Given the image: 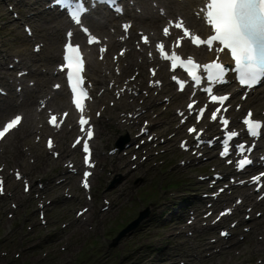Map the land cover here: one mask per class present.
<instances>
[{
    "label": "rangeland",
    "instance_id": "1",
    "mask_svg": "<svg viewBox=\"0 0 264 264\" xmlns=\"http://www.w3.org/2000/svg\"><path fill=\"white\" fill-rule=\"evenodd\" d=\"M18 1L0 0V63H3L0 68V104L6 100L19 103L25 99L22 95L24 86H32L39 79L37 75L25 76L18 91L17 83L10 82V78L13 80L18 74V68H10L14 59L25 56L30 67L39 71L54 69L60 59L61 29L57 32L60 36L58 40L55 39V30L50 29L53 37H29L24 31L25 25L33 31L39 25V33L47 35V29L54 26L49 21L52 12L46 11L38 0H29L37 3L21 14L16 6ZM146 3L150 4L151 1ZM156 4L153 2V7ZM38 11H42V14L37 15ZM141 11L139 8L137 13ZM29 17L31 21H27ZM115 24L118 27V22L114 21L112 31L117 28ZM134 25L140 26L138 23ZM136 26L133 40L137 42L139 34ZM35 42L41 45L39 52L33 50ZM53 48L58 58L49 64L44 59ZM118 48L115 46L109 54ZM141 60L142 57L135 62L139 64ZM147 65H143L144 78L140 66H133L124 78L139 71V85L144 86L145 90L148 88ZM46 81V87L51 89L53 80ZM2 89L7 95L1 94ZM60 91L67 96L64 88ZM167 91L161 96H156L157 91L143 92V97L126 102V107L129 104L128 110L139 106L133 104L144 105L142 113L147 110L148 118L158 123L151 132L160 134L159 138L151 142L148 150L146 147L136 148L140 141L133 140V134L138 125L132 133L122 119L127 112L121 113V109L111 106L110 97L97 106L102 116L98 119L99 132L94 144L98 166L91 181L92 202H89L90 194L86 192H81L83 201L77 200L80 171L79 174L70 172L69 161L75 158L81 161V153L77 150L71 157H66L58 145L55 150L59 151V157L54 158L44 144L45 137L50 134L45 127L44 111L36 118L34 130H29L30 124L24 120L22 126L0 146V166L4 167L1 174L6 178V192L0 194V264H264V200L253 206L252 200L244 199L235 216L223 220L221 227L205 226L204 219H192L195 212L202 217L211 209L209 200L202 196L211 183L200 181L199 176L208 175L211 181L213 169L226 172L231 168L219 161L213 151L205 158L196 160L191 153L179 149L178 141L185 137V127L182 130L177 128L174 110L184 105L187 94L180 103L173 101L168 104L166 97L171 96L173 90ZM148 94L149 97H146ZM160 102H166L165 106ZM37 103L36 96H33L29 108L34 110ZM263 105L262 100L249 101L248 104L255 112ZM19 111L24 114L26 110H7L4 119H0V125ZM171 117L175 118L173 122ZM73 135L66 137V149H69ZM169 136L172 138L168 139ZM54 138L57 141L55 135ZM161 139H165V142H161ZM156 144L159 146L155 147ZM126 146L131 150L127 155L124 151ZM112 148L118 150L109 152ZM73 164L76 166V160ZM67 169L66 174L61 173ZM14 170L22 172V179L29 183V191L24 190V180L14 179ZM226 173L224 183H230L229 177L237 180L234 173ZM67 176L74 178L71 183L68 179L60 190L53 188ZM229 191L222 197L227 201L226 205L231 206L235 198L243 192L250 193L251 189L233 188V195ZM255 196L252 195L253 200ZM222 205L217 206L208 220H212L216 212L226 206ZM251 206L253 211H247L246 208ZM85 207L89 208L88 212L77 216V212ZM148 210L149 214L137 228L121 238L117 246L110 247L122 228ZM256 211H261L262 216L257 218ZM41 212L44 216H41ZM233 221L239 224L232 230L230 223ZM220 228L234 231V237H220ZM194 251L200 253L199 259L194 258Z\"/></svg>",
    "mask_w": 264,
    "mask_h": 264
},
{
    "label": "bare ground",
    "instance_id": "2",
    "mask_svg": "<svg viewBox=\"0 0 264 264\" xmlns=\"http://www.w3.org/2000/svg\"><path fill=\"white\" fill-rule=\"evenodd\" d=\"M133 1H135L134 10H136L137 8H140V9H142V12L140 14H138L135 12H129L128 11L124 16L121 17V18H123L122 21H133V23H138V25L141 26L140 29H147V31H151V32L154 31V33L150 35L151 37L156 36V35L159 36L160 26L166 22L167 18L174 17L176 15L184 16L186 18L187 22L189 23V25L192 28H194L196 31H202L203 29H206V27L203 26V24L201 22H199L198 20H196L197 18H195L193 16V11L197 10L198 6L201 5V0H181V1H178V0H150L151 1L150 4L146 3V1H148V0H133ZM153 2L157 3L158 8H164L165 9L166 16L160 15L159 10L155 9L153 7ZM36 3H37V1L29 2V0H20V1H18L16 6L20 10L21 14H23L25 12L26 8L34 7ZM48 12H50V11H48ZM36 14L41 15L42 11H38ZM124 17H126V18H124ZM30 18L31 17L26 18L27 21H31ZM44 20L47 22L50 21V23H53L54 26L49 27V30L47 29V35L40 34L39 31H41V30L39 29V25L36 26V28H34L33 37L34 36L35 37H42L41 35H44L46 37L48 35H50L51 37H53L52 33L50 32V29H51V30H55V32H56L55 39L58 40V39H60V36H59V34H57V32L61 29L62 30V37H61L60 41L63 42L65 39L64 38L65 37V30L70 25V22L67 20V18L64 15L62 17L61 14L52 12L51 19L48 21V19H46L44 17ZM115 20H117V19L116 18L113 19V16L111 14H109L107 11L98 10V9L92 11L87 18V22L90 24L91 28L93 29V31L95 33H97L102 38H106V37L109 38V41L107 42L109 45V49L113 48L114 46H118V45H120V47H122V48H123V46H126L127 48L130 47L129 49H127L124 56H122L118 59L119 64H118L117 68L120 71V75H116V74H113L111 72L107 73V71L110 70V66L113 65L112 60L109 59L110 55H108V54L104 55L105 61L101 62L97 59L98 54H96V58H94L92 50L89 51V49L87 48V53H88L87 75L89 76L90 80L93 82V84L95 85V87L97 89H101L102 87H106V90L103 92V97L111 96L112 91L109 89L108 82H113L114 86H119V83L123 84L125 80H123L122 75L125 74L126 72H128L133 66H137V65L141 66V68H142L141 76L144 78L146 74H145L144 69H143V64L149 63V60L146 57L143 58L142 63H140V64L136 63L135 62L136 59L138 60V59H140V57H142L141 52L140 51L136 52L135 50H133V47L131 46V44L129 43L128 40H126L124 42L117 40L116 35L119 37V36H123V34H124L121 30L120 25H119L118 29L115 28L116 29V31L114 32L115 34L109 33V31H111V29L114 28V21ZM130 32L131 33L133 32L132 27H131ZM144 33H147V32H144ZM53 40L54 39H52V41ZM75 40L80 41V38L78 35L75 36ZM49 41L51 42L50 38H49ZM37 43L38 42H35L33 44V47ZM104 44H105V42L103 41L102 45H104ZM55 50L56 49L53 48L51 50V52L50 51L48 52L50 55L44 59L47 63L50 64L52 62V60H54V61L57 60L58 57L55 54ZM181 51L184 54H192V55L200 58L199 54L203 51V49L202 48H200V49H189L187 47V45H184L182 47ZM212 56H213V54L208 53L206 55V57H204V60L205 59H211ZM16 58H18V57H16ZM123 61H126V63ZM156 63L161 64L160 62H156ZM2 64L3 63H0V68H1ZM114 64L116 65V63H114ZM13 68H18L16 73H18V72L23 73V76H21V77H18L16 74V76H14L13 80L10 78V82L13 81V82L17 83L16 87L21 86L24 83L25 76H27V75H30V74L33 76L37 75L39 79H36V81L34 82V84L32 86H29V85L24 86L25 92L22 95L25 96V99H22L19 103L15 102L13 100H6V101H4V103L0 104V119L1 118L4 119V117L6 116L5 112L7 110H10L11 108H18V109L22 108L23 110H26L24 115L26 117L25 119L30 124L31 128H29V130H34L36 118H38L39 114H40L39 113L40 112L39 107L42 108L43 105L45 106V108L43 109L44 113H46V111L49 109H52L55 112H61V111H65L69 107V99L67 100L64 92H61L60 90L54 91L52 88L48 89L46 87L47 86L46 85L47 79L49 81L53 80L52 86L55 83L60 82V80H61V75L59 73H57L54 69H52V70L46 69V70H41V71H39L38 69H33L30 67L29 62L25 56H21V59L20 58L17 60L14 59ZM166 73H168L167 70H165L164 67L161 65L159 67V71H158L157 75H158V78L165 81V86L168 87L167 86ZM42 76L45 79L40 78ZM104 80H107L106 86L104 85ZM127 84H128L127 86H129V88L126 92H128L129 89L136 90V88H134V84H135L134 82L128 81ZM121 87L122 86H119V88H121ZM163 91L168 92L166 90H162V92ZM97 92H98V90L95 93L93 92V94L95 96L94 102H97L99 100V98L97 96ZM260 92L261 91H259L258 89L252 91L249 98H247V100L245 101V104H248L249 101L255 102V101L262 100V98L260 96ZM185 94H186V91H184L182 94L175 92L171 98L174 102L178 103L179 101L180 102L183 101ZM18 96H20V95H18ZM33 96H36V102H38L37 103L38 108L35 107L34 110H32V108H29V102ZM127 98H130V96H128V94L125 95V99L117 101L118 107H123L124 105H126L125 101H127ZM91 106L93 107V103L91 104ZM61 107H63V109L59 110ZM136 112H137V110L135 109L134 113H136ZM171 118H172L171 122H173L175 120V118L174 117H171ZM94 121L96 123H99L98 119H96L95 116H94ZM37 122L39 123V121H37ZM156 123L157 122H155L154 125H156ZM70 128H72V131L74 130V126L67 125L66 129H68L70 131ZM68 130H65L63 128L60 132L56 133V139H57L56 145H60V147H62L61 152L63 155H65L66 157H71L74 153H76V149H71V148L66 149L64 146V143H65L64 141H65L66 136H67L66 134L69 133ZM14 132L10 133V135L13 134ZM51 132H53V130H51ZM5 138L3 139V141L5 140ZM17 151L19 152V148L17 149ZM19 153L22 155L21 152H19ZM72 161L73 160H71L69 162L71 163ZM67 171H68V169L66 171H61V173L66 174ZM229 172H232V171L229 170ZM73 179L74 178L67 176L66 179H63V181L61 183L53 186V188L60 190L62 187L65 186L67 180L69 183H71L73 181ZM47 190H49V188H47ZM78 190H79V193L76 194V198L78 201L81 202V201H83V198L81 196V192H84V190L80 186H79ZM243 196L245 199L249 200V199H251L252 194L243 192ZM240 197H242V196L240 195ZM253 204H257V202L254 201ZM238 209H239V207H238ZM84 214H82V215H84ZM193 254H194L195 259H199L200 253L194 251Z\"/></svg>",
    "mask_w": 264,
    "mask_h": 264
},
{
    "label": "snow or ice",
    "instance_id": "3",
    "mask_svg": "<svg viewBox=\"0 0 264 264\" xmlns=\"http://www.w3.org/2000/svg\"><path fill=\"white\" fill-rule=\"evenodd\" d=\"M68 12L69 17L74 23L79 26L83 22V17L89 12L87 0H59ZM112 4H116L117 0H110ZM116 12H122L120 7L115 8ZM202 13H205L204 20L207 25L210 26L213 31V35L206 41L201 39L200 36H196L193 41L196 45L212 46L214 42H218V51L220 53L230 54V58L234 61V69H228L221 62H212L204 66L207 73L206 77L199 75L196 71L200 66L194 63L192 60H188L189 72L191 74V81L195 82L197 86H200L205 80L209 83H227L226 74L231 72H237L239 74L238 82L241 86L248 88L254 87L264 80V0H207L205 6L201 9ZM176 27H180L179 24ZM85 33L89 32L87 27L83 28ZM165 34L168 33V29H164ZM71 35V33H69ZM96 40L95 36H91L89 44ZM66 56L67 67L70 69L67 74V78L73 81L72 90L75 92L80 86L82 81L81 68L83 67L79 45L73 46L68 43ZM163 50V45H161ZM75 53V55H73ZM178 56H173V60L179 59ZM183 88L184 85L182 84ZM207 92H213L212 87L205 89ZM86 96V93L80 92L77 95L76 106L79 104V108L83 106L80 103V97ZM228 96H217L213 94L211 96L212 103H220L228 100ZM191 111L192 106H189ZM204 109L200 110L202 114ZM219 111V109H217ZM251 115V113H249ZM212 120L217 119L216 112L212 113ZM55 117H52L53 123H55ZM18 121V122H17ZM81 123H87V121H81ZM224 125L229 124V120L224 119L222 121ZM244 123L248 126V131L251 137L258 135L257 128L264 127L259 123H253L251 119L245 120ZM21 124V116L17 115L13 120L7 123L2 130H0V139L5 138L12 130L16 129ZM189 133H195L197 130L195 127L190 128ZM239 134L235 131H228L227 137L222 141V156L230 154L229 144ZM93 133L88 132V137L91 138ZM198 145L201 142V137H196ZM211 145V141H208ZM51 147V143L49 144ZM182 147H185L182 144ZM245 149L244 144H237L236 151L238 154H243ZM83 150L89 152V145L83 144ZM250 160L240 161L241 168L244 165L250 164ZM86 176L91 173H85ZM3 182L0 181V186ZM87 183L85 187H87ZM0 187V191H2ZM27 190V189H26ZM230 212V210H227ZM222 235H229L227 232H223Z\"/></svg>",
    "mask_w": 264,
    "mask_h": 264
},
{
    "label": "water",
    "instance_id": "4",
    "mask_svg": "<svg viewBox=\"0 0 264 264\" xmlns=\"http://www.w3.org/2000/svg\"><path fill=\"white\" fill-rule=\"evenodd\" d=\"M147 214V212L142 213L137 219H135L133 222H131L123 231H121L116 238L112 241V243L110 244L111 247H115L117 246L119 240L121 238H123L124 236H126V234L128 232H130L131 230H133L134 228H136L138 226V224L141 222V220L145 217V215Z\"/></svg>",
    "mask_w": 264,
    "mask_h": 264
}]
</instances>
